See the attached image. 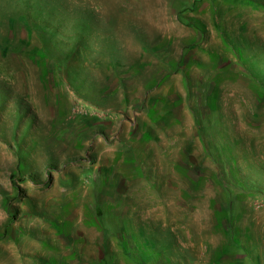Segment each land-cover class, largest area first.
Returning <instances> with one entry per match:
<instances>
[{"label":"rangeland","instance_id":"rangeland-1","mask_svg":"<svg viewBox=\"0 0 264 264\" xmlns=\"http://www.w3.org/2000/svg\"><path fill=\"white\" fill-rule=\"evenodd\" d=\"M0 264H264V0H0Z\"/></svg>","mask_w":264,"mask_h":264}]
</instances>
